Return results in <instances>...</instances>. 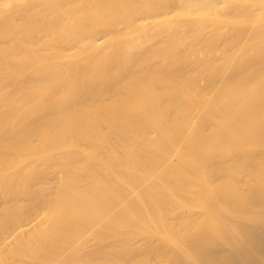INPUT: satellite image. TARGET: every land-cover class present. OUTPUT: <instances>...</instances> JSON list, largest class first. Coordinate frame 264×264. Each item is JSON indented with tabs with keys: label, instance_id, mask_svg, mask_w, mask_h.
<instances>
[{
	"label": "bare ground",
	"instance_id": "6f19581e",
	"mask_svg": "<svg viewBox=\"0 0 264 264\" xmlns=\"http://www.w3.org/2000/svg\"><path fill=\"white\" fill-rule=\"evenodd\" d=\"M135 37L156 40L135 59L120 57ZM233 38L242 43L222 72L211 55ZM179 138L185 155L172 162ZM214 139L230 156L241 146L264 156V0H0V188L28 160L56 168L66 190L63 204L25 226L46 217L57 234L92 232L106 261L120 264L126 238L159 233L161 213L184 199L197 210L184 221L196 264H263L264 161L213 155ZM164 240L172 264L192 260Z\"/></svg>",
	"mask_w": 264,
	"mask_h": 264
},
{
	"label": "rangeland",
	"instance_id": "374dc122",
	"mask_svg": "<svg viewBox=\"0 0 264 264\" xmlns=\"http://www.w3.org/2000/svg\"><path fill=\"white\" fill-rule=\"evenodd\" d=\"M247 28L248 27H246V29ZM146 30L147 29L144 28V31ZM122 32L125 31L122 30ZM244 32L249 33L250 31ZM101 34L102 33H99L96 37H99ZM150 39L151 41H145L141 37H135L133 40L127 39L126 44L130 47L129 52H122L119 56L128 57L130 59L139 57L140 53L142 51H147L150 44L156 40V38H148V40ZM233 40V44L235 45L229 51H224L225 47L221 43L217 44L220 47H218V50L211 55L215 63H220L219 66L222 72L225 69L224 62L233 59V55L237 53L239 48L237 45L242 43L239 42L242 40L240 38H233ZM70 51L72 52L73 49ZM202 51L206 53L207 49L203 48ZM182 53L189 58L187 60V65L189 63L190 66L188 65V67L191 69L194 66V59L196 57L195 52L190 50ZM223 55H226L227 59L226 57H222ZM24 80L25 77H22L17 81V84H23ZM197 86L203 89L204 81L197 78ZM170 113H168V119H172L173 117ZM194 116L195 113L193 112V117ZM149 135L152 136L151 133ZM186 142L187 140L185 138H179L173 149H170L169 153L170 156L172 155L170 157L172 162H176L182 158L179 155H185L183 149ZM203 142L206 141L203 140ZM207 142L211 147L213 155H219L225 160L234 157L241 161L244 159L242 162L245 161V163H247V159L245 160L242 156L244 154L247 157L249 155H257L261 162L264 161V156L260 157L258 155V150H261V147H254V150H251L250 152L246 151V153H244L245 147L241 146L238 150L239 153H236L235 156H230L229 153L217 150L216 145L222 141L214 139ZM77 145L80 149L85 148V146L79 141L77 142ZM224 149L226 150L227 148L224 147ZM23 159H25V157ZM172 162H167V164H175ZM24 164H26V168H21L18 173H11L9 175V177L12 176L15 178L11 188L5 186L0 188V264H115V262L109 263L106 261L104 258L105 255L103 256V254L99 252L100 245L104 239L102 238L98 240L93 238L92 232L79 234L73 233L72 231H64L57 234L58 232L54 231L51 220L46 217L42 221L39 217L38 219L40 222L35 221L34 223H36V225L33 228L30 226L34 223L30 226L24 225L28 224L31 219H34L40 214L46 216L47 211L53 206V203L63 204L60 201L66 196V190L58 187L57 181L62 175L56 168H43L39 164H34L29 167L28 160H25ZM259 170L260 169L258 168L253 169L254 172L260 173L261 171ZM244 174L246 176L245 178L250 180L248 176L249 173L246 172ZM206 178L213 184L218 183V181H212L214 177L209 173L206 175ZM146 188V184L143 183L137 188V192H143ZM198 188L202 190V187L199 186ZM25 191L29 192V196L20 195L18 202L11 201V197L9 196L10 192L22 194ZM160 191L163 192V188L162 190L160 189ZM243 193L247 194V191H244ZM57 197L60 198V200H58ZM128 201L129 200H125V204L129 205L130 201ZM68 205L74 206L71 201L63 206L66 208ZM145 206H149L150 208V205L147 203ZM237 206L236 208L239 210L243 209V204H238ZM121 212L122 208H118L110 212L109 215H111L110 217L116 218ZM195 212H197V210L194 209L193 205H189L183 199L180 201L179 207L173 208L172 215L167 216L166 214L161 213L158 222L160 223V227L163 228H160L159 233H157V231L155 232L156 234L142 233L126 238L130 244L128 250L131 252L125 255L126 259L120 261V264H172V261L170 260L172 257L171 249L168 248L167 242L164 239L174 241L186 255L192 258V260H189L190 262H186L187 258H185V260L182 259L183 264H196V260L199 259L192 254V250L188 246L190 240L189 236H186L184 233V221H190V216L188 215ZM98 222L100 223V226L103 227L105 221ZM221 222L229 224V221L226 220ZM16 225L19 227H21L20 225H24V228H22L23 230L25 229L23 235L18 231L19 235L14 234L13 230L16 231ZM28 227L30 228L26 230ZM10 234L11 236H9ZM211 238L213 239V242L214 240L217 241L221 239L217 237ZM226 239L228 240V243L234 244L238 238L235 237L234 239V236L229 234ZM115 244L121 246L122 242L119 240L116 241ZM164 256H166V259H163Z\"/></svg>",
	"mask_w": 264,
	"mask_h": 264
}]
</instances>
